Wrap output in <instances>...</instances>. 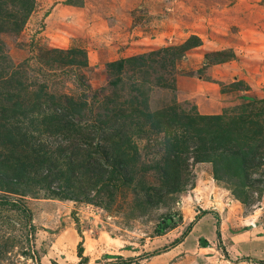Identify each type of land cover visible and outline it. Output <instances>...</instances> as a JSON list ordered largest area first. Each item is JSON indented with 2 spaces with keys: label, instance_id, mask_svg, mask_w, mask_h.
Returning <instances> with one entry per match:
<instances>
[{
  "label": "rangeland",
  "instance_id": "obj_1",
  "mask_svg": "<svg viewBox=\"0 0 264 264\" xmlns=\"http://www.w3.org/2000/svg\"><path fill=\"white\" fill-rule=\"evenodd\" d=\"M8 2L0 158L29 146L92 149L109 115L104 135L129 138L136 160L113 197L91 184L72 199L41 188L12 192L0 180V264H264V159L249 180H218L190 143L179 178L169 181L165 139L184 130L157 132L146 116L170 107L184 120L258 112L252 119L264 132V0H34L18 31L7 14L20 9ZM9 94L19 98L8 102ZM16 100L34 106L2 118L1 107ZM69 102H86L81 115L63 116L74 129L47 130L45 114Z\"/></svg>",
  "mask_w": 264,
  "mask_h": 264
},
{
  "label": "trees",
  "instance_id": "obj_2",
  "mask_svg": "<svg viewBox=\"0 0 264 264\" xmlns=\"http://www.w3.org/2000/svg\"><path fill=\"white\" fill-rule=\"evenodd\" d=\"M8 1L0 0V16L4 14ZM11 1L18 4L20 11L19 13L11 12L7 14V20H11L13 25L10 27L18 31L21 30L26 17L32 11L34 0ZM3 23H7V21ZM3 23L0 22V28L7 29V26ZM123 64L124 61L121 60L116 64V67L121 70ZM0 79L6 80L2 76H0ZM17 95L19 96V94ZM4 97L10 102L17 96L9 94ZM50 98L52 99L51 96ZM55 105L60 104L55 103ZM85 105L86 102H69L66 106H62L59 113L45 114L46 129L54 133L62 130H73L75 127L73 122L64 124L66 120L63 116L81 115ZM33 106L34 103H31L30 106L26 107L16 100L15 104L11 106V110L1 107L4 112L2 118L9 120L12 117L9 114L10 112L20 113L21 111L32 109ZM257 114L258 112H252L249 117L240 115L233 119L227 118L224 113L212 115L197 114L196 116H186L188 120H184L183 116L177 114L176 111H172L171 107L155 114H146L147 118L152 117L154 119L151 120V126L157 132L161 131V129L170 131L174 127H179L186 134L184 138V134L182 136L174 134L172 139L170 137L165 139L167 164L164 173L166 178L169 181L179 178L182 170L181 153L189 152L190 147L194 146L190 145L192 143L195 144L194 149L197 160L210 161L214 164L215 179L222 180L225 175L230 173L235 175L247 174L248 179L249 171L253 167H257L258 163L264 159V138L260 139L257 137L260 134H264V132L259 125L256 126V121L252 119V116ZM105 117L104 120H100L101 134L97 138L92 135L97 139L96 142L92 141L95 145L92 149L82 148L80 145L74 144L72 147L68 145L67 149L60 146L55 150H44L43 145L39 149L29 146V151L25 155L18 156H16V152L11 151L10 157L7 155L3 156L2 159L0 158V173L3 171L8 176L7 178L0 176V180H6L5 183L12 192H27V189L36 190L41 188L46 189L48 194L52 196L72 199L78 198V190H85L84 187L87 190V185L89 187V184H91L88 190L97 188L98 192H103L111 189L109 194L113 197L115 191L127 185L131 180H127L126 177L128 175L124 174L127 173V166H130L136 160L135 156L130 154V150L136 147L130 142L129 138H125L120 142L104 135L107 128L105 125L107 123L106 120L110 119L111 116L106 115ZM131 121L138 120L135 118ZM2 123L5 124V122ZM140 128L143 129L142 127ZM78 130L79 132L81 131L80 129ZM65 135L71 137L72 134ZM256 137L257 140L260 139L259 143H257ZM9 138L10 134H5L6 142H8L6 139ZM9 140L11 141V139ZM103 141L106 142L105 146L100 144ZM248 141L253 143H248ZM72 142L73 140L70 143ZM16 144H13V146L17 147L18 144ZM0 156H2L1 153ZM102 171L105 172L102 173ZM118 181L121 182L119 185L117 184ZM87 198L92 200L89 194ZM81 252L82 246L80 244L79 253L81 254Z\"/></svg>",
  "mask_w": 264,
  "mask_h": 264
}]
</instances>
